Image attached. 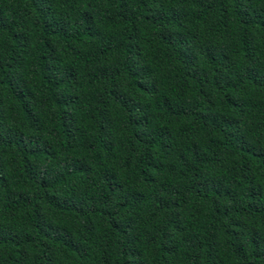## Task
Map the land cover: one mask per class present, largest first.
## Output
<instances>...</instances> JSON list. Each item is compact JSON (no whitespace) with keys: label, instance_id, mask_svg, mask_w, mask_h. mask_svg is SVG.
<instances>
[{"label":"trees","instance_id":"obj_1","mask_svg":"<svg viewBox=\"0 0 264 264\" xmlns=\"http://www.w3.org/2000/svg\"><path fill=\"white\" fill-rule=\"evenodd\" d=\"M0 264H264V0H0Z\"/></svg>","mask_w":264,"mask_h":264}]
</instances>
